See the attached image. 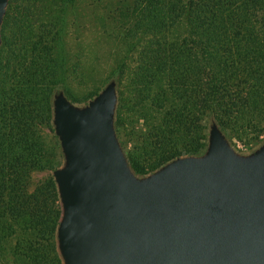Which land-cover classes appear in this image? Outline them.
Wrapping results in <instances>:
<instances>
[{
    "label": "trees",
    "instance_id": "1",
    "mask_svg": "<svg viewBox=\"0 0 264 264\" xmlns=\"http://www.w3.org/2000/svg\"><path fill=\"white\" fill-rule=\"evenodd\" d=\"M13 1L0 48V249L12 242L17 264H62L56 246L61 209L51 176L61 153L51 97L63 86L73 101H87L105 83L77 98L63 77V36L75 0L57 7L50 0V48L42 32L32 59L23 46L10 51L16 61L7 55ZM129 9L123 39L135 42H126L124 51L136 65L124 61L113 74L120 73L117 128L136 172L200 153L212 115L235 145L247 118L256 146L264 138V0H132ZM251 131L242 135L248 139ZM37 169L50 176L30 193L29 174Z\"/></svg>",
    "mask_w": 264,
    "mask_h": 264
},
{
    "label": "water",
    "instance_id": "2",
    "mask_svg": "<svg viewBox=\"0 0 264 264\" xmlns=\"http://www.w3.org/2000/svg\"><path fill=\"white\" fill-rule=\"evenodd\" d=\"M119 89L116 72L87 101L63 86L51 97L62 264H264V138L241 149L212 115L200 153L138 174L117 128Z\"/></svg>",
    "mask_w": 264,
    "mask_h": 264
},
{
    "label": "rangeland",
    "instance_id": "3",
    "mask_svg": "<svg viewBox=\"0 0 264 264\" xmlns=\"http://www.w3.org/2000/svg\"><path fill=\"white\" fill-rule=\"evenodd\" d=\"M62 0H14L11 15L15 20H10L7 28L8 52L15 55L16 49L23 46L26 60L32 59L36 54L35 43L38 42L42 32L46 33V42L50 48V5H62ZM132 0H75L68 10L69 25L65 27L63 36V50L67 57L65 64L67 71L63 74L66 85L77 98H82L100 88L105 81L125 61L131 67L135 58H126V42H135V38L123 39L127 26L126 16ZM182 37H187L182 35ZM144 43L146 40H143ZM57 48L56 46H54ZM12 52V54L10 53ZM56 52V49L55 51ZM15 61L16 57L12 56ZM64 63V62H63ZM12 70L7 74H11ZM62 76V74H61ZM126 81V80H125ZM123 88H126L124 83ZM246 118V125L242 127L240 136L234 138L236 145L244 150L253 147L252 129ZM141 123V122H140ZM137 124V128L140 127ZM245 130L251 131L246 139ZM50 140L47 129L41 131ZM50 176V171L37 169L29 174V192H34L43 185ZM12 242H6L0 249L3 264H17L13 256Z\"/></svg>",
    "mask_w": 264,
    "mask_h": 264
}]
</instances>
